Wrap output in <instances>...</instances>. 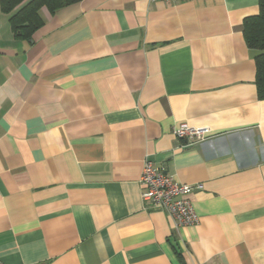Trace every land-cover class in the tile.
I'll return each mask as SVG.
<instances>
[{"label": "crops", "instance_id": "crops-1", "mask_svg": "<svg viewBox=\"0 0 264 264\" xmlns=\"http://www.w3.org/2000/svg\"><path fill=\"white\" fill-rule=\"evenodd\" d=\"M258 10L79 0L23 39L0 7V264H264V99L242 31ZM145 159L201 185L196 223L144 205Z\"/></svg>", "mask_w": 264, "mask_h": 264}, {"label": "built area", "instance_id": "built-area-1", "mask_svg": "<svg viewBox=\"0 0 264 264\" xmlns=\"http://www.w3.org/2000/svg\"><path fill=\"white\" fill-rule=\"evenodd\" d=\"M205 132L204 127L181 123L174 129L173 134L177 138L194 142L202 140ZM138 183L141 188L140 196L146 207L164 211L171 217L175 226H188L197 222V213L190 195L196 188H201L200 184L180 183L171 173L154 165L149 159L143 161Z\"/></svg>", "mask_w": 264, "mask_h": 264}, {"label": "trees", "instance_id": "trees-1", "mask_svg": "<svg viewBox=\"0 0 264 264\" xmlns=\"http://www.w3.org/2000/svg\"><path fill=\"white\" fill-rule=\"evenodd\" d=\"M79 0H0L2 12L10 14L9 22L14 35L28 39L43 24L40 9L54 12L62 6ZM257 14L247 16L242 31L248 47L257 51L255 55V84L258 98L264 99V0H258Z\"/></svg>", "mask_w": 264, "mask_h": 264}]
</instances>
